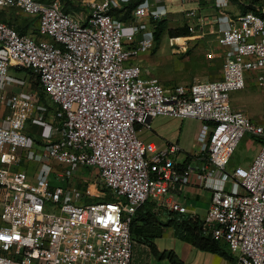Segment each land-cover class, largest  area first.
Here are the masks:
<instances>
[{"label":"built area","instance_id":"1","mask_svg":"<svg viewBox=\"0 0 264 264\" xmlns=\"http://www.w3.org/2000/svg\"><path fill=\"white\" fill-rule=\"evenodd\" d=\"M130 1L87 0V12L71 16L57 0H0V9L34 18L37 34L19 35L0 22V87L11 68L25 69L53 103L47 116L40 107L29 118V96L13 92L0 116V264H130L135 210L152 201L185 214L172 195L192 185L210 191L203 232L226 245L234 264H264V119L230 105V93L248 83L264 89V12L223 21L216 42L227 56L219 80L165 89L134 63L154 44L145 26L165 10L137 5L123 25L109 11ZM212 1L225 16L224 0ZM158 116L201 122L197 141L208 167L182 166L177 145L158 152L138 138V128ZM28 122L40 129L38 152L25 133ZM246 134L260 146L249 167L234 168L230 189L220 177ZM22 159L37 165L32 180L16 169ZM52 172L64 185L50 184Z\"/></svg>","mask_w":264,"mask_h":264},{"label":"crops","instance_id":"2","mask_svg":"<svg viewBox=\"0 0 264 264\" xmlns=\"http://www.w3.org/2000/svg\"><path fill=\"white\" fill-rule=\"evenodd\" d=\"M243 1L244 0H224L225 4L223 6V10L226 17L221 16L217 13V7L214 5L212 0H193L189 2H183L181 0H143L138 5H141V7H143L146 11H153L158 8L164 9L165 15L160 19L161 21H174L179 26H187L189 28V36L168 37L166 29L162 33L167 35L168 46L171 48V53L174 56L181 57V55L186 53V43H189L191 41L195 42L200 38H203L204 36L213 37L217 39L219 29L223 26V21L227 19H234L238 14L242 13L241 5L245 7L249 6V8H251L247 11H251L252 8L255 10L260 9L258 4L252 5ZM190 10H196L197 17H188L187 14ZM130 20L121 23L123 25H127ZM18 24L22 25L21 22H18ZM145 28L151 31L153 34V27L151 25V22L146 25ZM28 29L29 27L27 26V30ZM150 52L153 53L152 57H148V55H146ZM138 63L144 76H147L146 74H144V72L149 67H154L155 72H157L158 62L154 58L153 47L149 52L139 56ZM177 69L178 68H175L174 66L173 71H176ZM168 71L170 70H166V72ZM8 76L10 80L6 81L3 87H0V116H3L8 112L5 103L13 92H22L29 96V98L27 99L28 101H22L24 104L23 109L25 110L29 118L33 117L38 111V108L40 107L46 110V116L51 113L52 110L47 111V109L42 106V101L40 100L39 94L37 92V88L39 89L38 82L36 81V77L32 75V73L25 69L11 68L8 72ZM157 77L165 89H170L174 87V82L177 83L176 85L191 84L189 79H184L182 77L168 78L165 73H162V75H158ZM193 79H195V77H193ZM232 108L235 109L234 107ZM196 121L197 120L192 119L181 120L167 116H158L150 120V127L148 129L142 127L138 128L139 139L144 143H153L156 151L158 152L167 149L170 145H177L179 148V154L177 157L178 163H184L185 161H187L186 165L190 164L194 168H206L208 167L207 156L205 152L201 151V146L197 141V136L199 134L202 124L201 122ZM25 133L29 138L30 147L37 152L40 151L43 147V143L40 140V129L28 122L25 126ZM16 169L24 170L27 173L29 179L32 180L33 176L35 175L37 165L35 164V162H30L25 159H22ZM220 178L225 182V187H233L232 184L230 185V182L228 180L223 179V176H221ZM202 189L204 191L210 192L204 186H185L176 191L172 195V199L177 200L180 204H182L186 208L188 214L197 216L196 213L194 214L192 213V211H189L187 209L186 202H189L191 199L197 200L200 195L199 191ZM209 199L210 196L207 199L208 203ZM208 203L206 211L208 208ZM198 218L200 219V217ZM203 219L200 220L202 221ZM166 229L167 228L164 229V232ZM162 236L153 240V244L155 245L157 250H171L175 253V255L181 261L182 264L185 263V261L182 260L181 256L176 251L174 246H178L183 252L185 251V249L191 252L194 250V248L187 243L186 246H181L179 244L177 245L175 242H172V248L161 247L158 245V240H160ZM177 240L181 241L179 239ZM138 247L144 248V246L141 245ZM149 256L150 257L147 258L149 262L148 264H170L166 259L160 260L159 262V260L155 259L151 255Z\"/></svg>","mask_w":264,"mask_h":264},{"label":"rangeland","instance_id":"3","mask_svg":"<svg viewBox=\"0 0 264 264\" xmlns=\"http://www.w3.org/2000/svg\"><path fill=\"white\" fill-rule=\"evenodd\" d=\"M46 1V0H45ZM48 1V0H47ZM63 8L68 9L67 13L71 16H78L80 13H86L85 1L87 0H57ZM251 0H244L245 3H250ZM254 3V2H253ZM255 5H259V8L264 12V0H257ZM241 9L249 10L251 8L241 5ZM253 9V8H252ZM118 20V19H117ZM161 21V20H157ZM0 22L9 24L10 26H15L18 22L22 23V26L29 27L27 34H36V21L34 18L25 16L21 11L17 9H0ZM165 29H177L181 28L174 21H164ZM154 58L158 62V70L155 72L154 67H149L145 70L144 74L147 76L155 77L158 79V75L165 73L168 78L182 77L184 79H189L191 83L193 82H206V81H217L221 78L222 65L227 56V51L217 45L216 39L213 37L204 36L197 41H191L186 43V53L181 55V57L174 56L171 53V48L168 46V38L166 34H162L157 42L153 44ZM152 52H150L148 57H152ZM138 64V59L134 61ZM140 66V65H139ZM177 67L178 69L173 71ZM166 70H170L166 72ZM165 71V72H164ZM195 77V79H193ZM160 81V80H159ZM177 83H173L175 86ZM166 87V86H165ZM40 100L42 101V106L51 111L53 103L50 99L37 88ZM230 105L235 109H240L247 116L251 117L254 121H262L264 119V89L259 88L253 83H248V85L239 91H233L230 93ZM198 122V121H196ZM201 129V128H200ZM137 136L139 138L138 132ZM260 142L258 139L246 134L244 135L232 154L225 167V172L222 175L224 180H228L230 185L232 180L230 175L232 174L234 168L236 167H249L252 160L255 158ZM62 171V169H61ZM89 170L87 168H81L78 172L79 176L87 177ZM49 182L53 185H64L56 180L54 172L49 175ZM230 189L232 187L230 186ZM237 194H242V189L238 186ZM98 194L103 191L97 190ZM199 198L191 199L186 202L187 209L196 213L200 219H203L206 212V207L208 203V197L210 192L204 191L203 189L199 191ZM157 209V208H155ZM171 228H167L160 240H158V245L165 248H172V242L177 245L186 246V243L178 241L173 235ZM176 251L181 256L182 260L185 261L183 264H234L229 260L221 257L218 254H210L205 252H200L193 250L189 252L185 249L183 252L178 246H174ZM230 256L234 258V254L230 253ZM148 248H139L137 245H132L131 250V262L130 264H148L147 258L150 256ZM160 262V260H159Z\"/></svg>","mask_w":264,"mask_h":264},{"label":"trees","instance_id":"4","mask_svg":"<svg viewBox=\"0 0 264 264\" xmlns=\"http://www.w3.org/2000/svg\"><path fill=\"white\" fill-rule=\"evenodd\" d=\"M39 2H49L51 0H36ZM143 0H131L130 2L121 5L119 8H111L109 13L120 22H126L131 19L133 9ZM254 2V3H253ZM257 0H251L250 4L255 5ZM10 9V8H9ZM62 10L67 13L66 8ZM247 10H243L242 13ZM253 12L257 13L255 9ZM68 14V13H67ZM9 25V24H7ZM154 43L157 45L160 36L165 30L164 21H152ZM10 26V25H9ZM19 35L27 34V26L22 25L10 26ZM168 37L189 36L190 30L187 26L177 29H167ZM37 81V79H36ZM187 161L182 166L186 165ZM157 208L152 201H145L134 212L129 223V232L131 246H144L148 248L152 257L157 260H167L170 264H182L175 253L171 250L158 251L153 240L160 238L165 228H171L173 235L189 244L191 247L200 252L218 254L221 257L234 262L229 254V250L222 241L211 238L210 235L203 232V222L195 215L177 214Z\"/></svg>","mask_w":264,"mask_h":264},{"label":"bare ground","instance_id":"5","mask_svg":"<svg viewBox=\"0 0 264 264\" xmlns=\"http://www.w3.org/2000/svg\"><path fill=\"white\" fill-rule=\"evenodd\" d=\"M179 44H181V43H179ZM175 47V46H174Z\"/></svg>","mask_w":264,"mask_h":264}]
</instances>
